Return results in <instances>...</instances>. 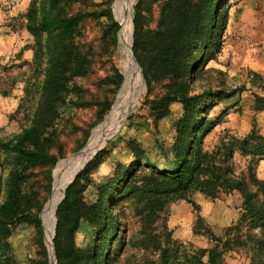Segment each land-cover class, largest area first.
<instances>
[{
    "label": "rangeland",
    "instance_id": "rangeland-1",
    "mask_svg": "<svg viewBox=\"0 0 264 264\" xmlns=\"http://www.w3.org/2000/svg\"><path fill=\"white\" fill-rule=\"evenodd\" d=\"M32 1L0 0V87L8 89L7 95L0 94V136L15 137L24 128L37 125L45 149L56 157V162L30 166L13 154L0 153V174L5 185L10 186L9 177L14 171L23 170L26 175L23 191L28 196L25 201L39 213L41 220L39 228L23 225L16 230L11 238L13 254L19 264H32L44 255L39 243L43 240L44 253L52 264L43 220L54 193L55 170L61 161L88 145L112 114L126 81L122 30L125 27L127 41L132 42V53L137 58L135 18L140 6L138 51L145 65L138 58L139 64H136L132 57V66L136 64L139 71L132 106L116 122L112 133L121 120L119 127L122 126L114 136L105 142V138L93 140L98 142L96 152L85 154L66 182L67 185L78 170L80 172L99 152H104L100 164L81 180L80 190L75 195V208L81 213L79 222L73 225L77 218L64 209L58 239L65 255L71 249L83 251L84 264H156L158 253L153 247L143 249L140 245L146 198L142 195L138 198L134 190L151 178L155 171L152 165L159 170L170 166L180 150V146L175 145H179V131L193 125L199 133V122L221 116L203 137V149L212 150L232 137L243 138L253 129L264 136V111L254 109L253 96L262 91L260 83L254 81L250 73L256 71L264 78V0L198 1L201 8L193 9L196 17L203 18L204 25L195 32L202 38L194 48L195 59L183 88L191 95L203 94L197 101L195 119L185 115L179 101L165 106L146 102L157 101L168 91L169 80L160 78L154 68L149 69L153 65L151 60L161 51L153 48L149 37L161 25L162 8L167 0H110L109 3L107 0H37L38 6L43 3L51 13L67 16L91 13L66 33L41 31L39 44L26 28V14ZM206 3L207 9L202 12ZM215 39L220 40L219 48ZM55 43L60 45L52 49ZM68 45L77 47L74 53L80 55L84 70L76 76H71L69 69H61ZM37 47L46 51L39 66L34 64ZM128 48L130 50V44ZM205 53L213 58L204 62ZM146 69L151 74L150 84L145 79ZM27 85L33 97L23 100ZM228 93L233 95L227 96ZM88 155L90 158L86 161ZM228 163L238 176L252 170L264 179V158L236 151ZM65 186L60 190L51 223L53 237L56 218L54 245L59 221L57 211L68 188ZM5 194L6 189L1 192L0 201ZM189 197L201 205L200 214L217 234H224L241 215L243 198L238 191L216 199L194 191ZM99 199L101 211L96 212L93 209L98 208ZM98 213L102 219L96 221L94 217ZM163 218L178 243L195 248L211 244L207 232L196 230L197 211L185 200L165 204L146 226L152 233H160ZM103 233L110 239L104 240ZM55 250L57 264H60L56 246ZM245 261L244 255L235 253L227 258L228 264Z\"/></svg>",
    "mask_w": 264,
    "mask_h": 264
},
{
    "label": "trees",
    "instance_id": "trees-1",
    "mask_svg": "<svg viewBox=\"0 0 264 264\" xmlns=\"http://www.w3.org/2000/svg\"><path fill=\"white\" fill-rule=\"evenodd\" d=\"M198 1L200 3H205V1L210 3L213 0H167L163 6L161 25L158 31H153L149 37L153 48L161 51H159L160 54L156 53L153 57L151 60L153 65L149 69L154 68L160 78L169 80L167 84L168 91L157 101H146L157 102L164 106L179 101L183 105L185 115H190L193 119L196 118L197 101L201 99L203 94L191 95L183 88V85L188 80L187 73L195 59L194 48L197 41L202 38L199 33L195 34L204 25L203 18L201 20L199 16L196 17L193 10L201 8ZM107 2L109 3L110 0H107ZM206 9L207 3L202 8V12ZM137 12L139 13L135 18L137 27L135 50L138 60L145 65L138 51L141 44L138 34L140 6L137 7ZM90 14L85 12L76 16H67L60 13H51L46 10L43 3L40 7L37 5V0H33L26 14V28L35 36L36 42L39 44L41 31L66 33L74 29ZM225 25L226 23L223 24V29ZM214 43L217 48L220 47V40L217 39ZM59 45L60 43H55L51 48L54 49ZM67 48V50L64 49L67 57L65 56L61 69H69L71 76L79 75L84 70L80 65V58H78L80 55L74 53L77 47L68 45ZM45 55L46 51H43L41 47H37L34 53V64L41 65ZM212 58L210 53H205L202 59L205 62ZM250 73L253 80L260 83L262 91L261 93H253L254 109L264 111V78L256 71H250ZM145 79L150 84L151 74L147 69L145 70ZM7 93L8 89L0 87V94L7 95ZM230 95H233V93H228L227 96ZM32 97L33 91L30 89V85H27L23 100ZM223 113H226V110ZM220 117H217L216 120ZM216 120L199 122V133H196L193 125L186 127L184 131H179V145L176 143L175 145L180 146V150L170 166L164 170H159L155 165H152L155 171H153L151 178L140 189L134 190L138 198L141 195L146 198L144 204L147 208L144 213L145 226L141 231L140 245L143 249L153 247V250L158 253L156 264H228V256L234 253L245 256L246 261L243 264H264V179L259 178L256 171L252 170L247 171V173L242 172L238 176L228 163L236 151L264 158V136L258 130L253 129L243 138L232 137L228 141H222L212 150H205L201 146L203 137L214 128L218 122ZM2 151L15 155L16 158L30 166L56 162V157L45 149L40 128L37 125L24 128L15 137L0 136V153ZM103 153V151L99 152L80 172L78 171L79 174L77 173L78 176L75 182L66 189L65 199L57 211L59 221L55 246L60 264H84L85 253L83 251L71 249L68 254H64V251L60 248L58 235L64 209L71 216L77 218L73 225L79 222L81 213L80 209L75 208V195L80 190L81 180L87 178V173L100 164ZM90 155L87 156L86 161ZM9 178L10 186L8 187L0 174V194L6 189L4 200L0 201V264H19L13 254L11 238L20 226L32 225L39 228L41 220L39 213L25 201L28 196L23 191V185L26 181L24 171H14ZM251 186L254 188H251ZM194 191H199L212 199L233 191L240 192L243 200L239 219L229 225L224 234L215 233L200 214L201 205L189 197V193ZM179 199L185 200L197 211L196 230L207 232L211 239L209 246L195 248L178 243L164 218L160 233H152L148 229L149 227L146 226L151 217L161 211L165 204ZM100 201L101 199L98 201V208L96 206L93 209L96 212L101 211ZM100 219H102V215L100 213L96 214L94 220ZM38 233L41 234L39 229ZM102 238L104 240L110 239L106 233L102 234ZM39 243L42 246L44 255L35 259L32 264H49L47 254L44 253L46 247L43 240Z\"/></svg>",
    "mask_w": 264,
    "mask_h": 264
},
{
    "label": "bare ground",
    "instance_id": "bare-ground-1",
    "mask_svg": "<svg viewBox=\"0 0 264 264\" xmlns=\"http://www.w3.org/2000/svg\"><path fill=\"white\" fill-rule=\"evenodd\" d=\"M119 8L122 9L120 6H119ZM121 17L122 16L120 15V18ZM131 21H132V18H131ZM132 32H133V24L131 22V35H132ZM126 34L127 33H126V30L124 27L122 30V34H121V39H122V44H123V50L125 52V59L123 60V64L126 68V81H124L125 84L123 83V86H124V87L122 86L123 90L121 88L122 92H121V94H120V96L116 102V105H114L115 107H113L114 110H113L112 114L110 115V117L107 120H105L106 122L104 121V123H105L104 127L96 132L92 141L88 145H86L85 149L79 155L71 158L68 161L61 162L55 170L54 193H53V195H52V197H51V199L47 205V208L44 212V220H43V222L45 221L44 222L45 229H46V231H48V232H46V241H47V244L50 247L51 251H52V229H51L52 224L51 223L53 220V215L55 214V211H56L55 207H56L58 200H59L60 190L66 185V182L68 181L70 176L77 170V168L79 167L81 160L84 158L85 154L90 153V152H96L95 150L97 149L96 145L98 142H93V140H95L97 137L99 139L105 138L104 139V142H105L119 127V124H118L115 131L112 133L116 122L132 106V103H133V87L137 81V78L139 77V71H138V68L136 65L137 62L135 61V59L133 57V53H132V48H131L132 42L129 43L127 41L128 36ZM129 44H130L131 52H130V50H128ZM132 57L136 63L135 67L132 66ZM77 173L72 177L71 180H73V178L77 175ZM66 186H65V188H66ZM47 228H48V230H47ZM53 229H54V224H53ZM48 241H49V243H51V245L48 243ZM53 263L57 264L55 262V260L53 261Z\"/></svg>",
    "mask_w": 264,
    "mask_h": 264
},
{
    "label": "water",
    "instance_id": "water-1",
    "mask_svg": "<svg viewBox=\"0 0 264 264\" xmlns=\"http://www.w3.org/2000/svg\"><path fill=\"white\" fill-rule=\"evenodd\" d=\"M132 24L134 25V17H133V16H132ZM133 57H134L135 61L138 63L137 58H136L134 55H133ZM138 64H139V63H138ZM121 126H122V125H121ZM121 126L119 127V129L121 128ZM119 129L116 130V131H115V132H114L109 138H111L112 136H114V135L119 131ZM109 138H108V139H109ZM85 147H86V146H85ZM85 147H84L82 150H80L79 152L73 154L69 159H67V160H63V161H64V162H65V161H68V160H70L71 158H73V157L79 155V154L85 149ZM63 161H61V162H63ZM58 165H59V164H58ZM75 177H76V176H75ZM75 177L73 178V180L75 179ZM73 180H71V181L67 184L66 188L68 187V185H69ZM55 214H56V211H55ZM55 224H56V218H55V223H54V229H53V230H55ZM54 234H55V231H53V237H54ZM53 237H52V251L50 250V247L48 246V244H47V242H46V244H47V246H48V248H49V250H50V253H51V255H52V259H51L52 264H54V263H53L54 260H55V262L57 263L56 250H55V245H54ZM53 259H54V260H53Z\"/></svg>",
    "mask_w": 264,
    "mask_h": 264
}]
</instances>
